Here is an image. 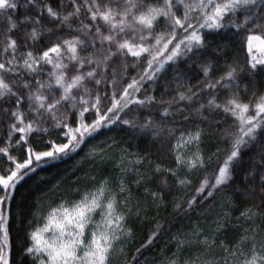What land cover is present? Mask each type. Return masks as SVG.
Instances as JSON below:
<instances>
[{"label": "snow or ice", "instance_id": "6c2138e0", "mask_svg": "<svg viewBox=\"0 0 264 264\" xmlns=\"http://www.w3.org/2000/svg\"><path fill=\"white\" fill-rule=\"evenodd\" d=\"M0 129V264H264V0H0Z\"/></svg>", "mask_w": 264, "mask_h": 264}, {"label": "trees", "instance_id": "16d2710c", "mask_svg": "<svg viewBox=\"0 0 264 264\" xmlns=\"http://www.w3.org/2000/svg\"><path fill=\"white\" fill-rule=\"evenodd\" d=\"M214 46V45H213ZM193 71L195 72V69H193ZM193 83H195V80H193ZM159 91V89H158ZM2 129H0V133H2ZM216 141H212L210 144V148H212V150H214V148L212 147L213 145H215ZM247 160V157L245 158ZM73 163H75V159H67L63 162H59L57 164L54 165H49L46 166L44 169L40 170L39 175L43 176V177H50V178H55L57 175H59L61 172H63L64 170L70 168ZM29 185L35 186L34 185V181L33 180H29L27 182V184H23L21 186L18 187V191L15 197V203L13 205V209L14 211L18 210V209H26L27 206L30 204V202L33 199V192L29 190ZM229 195V193H224L222 194V196L224 198H226ZM168 216V213L166 212H161L160 214V219L164 220V218H166ZM151 217H149V219L145 222V224L139 226L138 230H137V239H141L143 233L147 230V228L150 226L151 224ZM189 222H184L181 227L182 228H187L188 227ZM12 234L14 237V240L17 237H22L23 236V229L21 226H19L18 224H13L12 227ZM15 256L18 257L19 256V250L15 249Z\"/></svg>", "mask_w": 264, "mask_h": 264}]
</instances>
